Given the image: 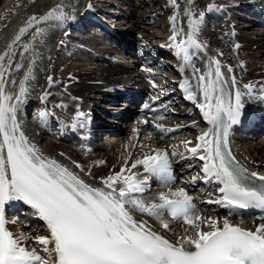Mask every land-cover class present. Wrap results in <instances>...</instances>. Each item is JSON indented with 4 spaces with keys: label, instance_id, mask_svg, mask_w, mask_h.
<instances>
[{
    "label": "snow or ice",
    "instance_id": "obj_1",
    "mask_svg": "<svg viewBox=\"0 0 264 264\" xmlns=\"http://www.w3.org/2000/svg\"><path fill=\"white\" fill-rule=\"evenodd\" d=\"M168 3L175 9L169 17L172 24L169 47L175 49L178 57L190 62V49L205 48L198 38L205 12L201 11L196 18L191 8L186 7L185 32L178 26L180 5L177 0H168ZM216 8L214 3L207 5L208 12ZM65 19L74 17L66 16L63 5H56L43 16L29 17L7 49L0 53V264H264V223L249 230L230 223L228 218L204 216L184 188L161 191L156 200L148 202L142 198L150 177L164 184L174 181L167 151L151 149L130 165L126 158L119 171L100 179L101 186H92L30 143L17 120L28 75L20 82L15 97L6 91L13 46L30 28ZM42 32L43 29L36 27L33 38ZM29 47L25 44L24 50ZM15 67L19 69L22 65ZM192 67V76H185L179 88L209 125L196 137L195 146L188 149L203 161V180L219 185V196L206 203L231 210L264 208V175L249 172L240 165L229 147L232 127L249 118L245 98L264 101V84L257 93V86L252 82L240 87L234 75L229 82L221 70V61L215 57L209 59L203 72ZM228 72H232L231 66ZM48 80L51 86L52 77ZM48 95L45 92L41 100H46ZM52 115L47 109L39 112L42 122H47ZM84 115L76 112L73 128L84 127ZM153 125L162 133L176 130L155 121ZM192 126H196V121ZM73 163L81 168L80 164ZM138 166L143 168V174L133 171ZM189 183H195V177ZM19 202L29 206L32 215L44 222L47 235L33 236L10 230L8 225L17 224L18 220H8L6 208ZM134 212L159 220L165 230L170 229L169 222L163 219L165 212L188 227L173 242L154 230L147 220L137 219Z\"/></svg>",
    "mask_w": 264,
    "mask_h": 264
},
{
    "label": "bare ground",
    "instance_id": "obj_2",
    "mask_svg": "<svg viewBox=\"0 0 264 264\" xmlns=\"http://www.w3.org/2000/svg\"><path fill=\"white\" fill-rule=\"evenodd\" d=\"M75 1L76 0H0V53H3L7 49L9 43L14 39V37L18 33L19 28L26 23L29 17L33 15H36L37 17L43 16L56 5H63V11L65 12L66 16L73 17L72 10ZM177 2L180 5V16L178 18V26L183 27L185 32H187L188 17L183 14L184 9L186 7H190L194 17L196 18L199 17V13L201 11L205 12V16L203 17L202 23L200 25V31L198 33L199 41L205 45V48L197 50L190 49V53H192L190 62H185L183 59H180L181 61L178 60V56L176 55L175 49L173 47H169V45L172 43V41H170L169 39V37L172 35V24L169 20V17L173 15L175 9L168 3L167 0V2L165 3L164 11L166 15V28L161 33H159V40L162 44L161 47H155L153 49V52L158 53L157 55H159V53H162L166 49H168L166 53L168 52L172 54V56L174 55V57H176L177 59L175 63V69L179 71L180 76L177 77L174 81L168 83L167 81H160V84L156 85V87H153V82L150 81L151 87L155 89L157 95L159 97H162L161 92H164L166 88L179 86V82L185 76L191 77L193 72L192 66L200 69L203 72L205 66H207L209 62V59L212 57H215L221 61V70L224 72L229 82L231 80V76L234 75L238 81V86L242 87L243 84L252 82L256 84L258 93L260 86L264 84V57L262 58V56H264V35H258L257 32L255 33V30H250L248 32L246 31L245 33L239 32L237 30V27L235 26V23L237 21L231 19L232 17L230 16V14L232 13L231 15L233 16V11L242 12L243 9L249 8L251 5H254L255 9H253V11L255 12H257L256 6L258 7L260 5L261 11L264 13V0H177ZM210 3H214L217 8L211 12H208L207 5ZM90 5L91 7L89 8L91 9V11L95 10L96 7L94 8L91 3ZM128 9L129 8H127L126 10ZM108 15L110 16L111 13L108 12ZM236 15L237 14H234L233 17L236 18ZM119 16L120 14H118V17ZM207 19L215 22L222 21V24L219 26V29H216V27H208L209 23L206 22ZM64 21H72L70 23L71 26L77 27V22H74V19H65ZM64 21L42 22L36 27L43 29V32H47L49 28H54L58 25H61ZM217 25L218 24H216L215 26ZM36 27L30 28L13 46L14 55L12 57V66L9 74L7 75V79L12 78L17 86H20V82L22 80H25L26 74L28 75V78L25 80V87L27 91L23 98V102L19 104V107L17 109V120H19V116L21 117L22 114L25 112V108H27L28 106L27 103H38V101L41 99L45 92L49 93V91L47 90V86H45L44 84L47 77L48 66L54 61L55 58L53 57L55 56L52 53H48L46 48H42L40 46V37L43 32L33 38V34L36 31ZM98 32L100 35L101 32ZM117 36L119 37L121 42L125 38L124 36H120V34H118ZM65 37L68 40L72 39L71 35L69 36L68 34H65V36H63V39H61L58 43H63L64 45ZM105 38L106 37H100L98 41L95 38H88L78 43H70V45H73L67 53V57H70V62L68 61V63L67 60L60 62L61 65L67 64L68 67V70L59 77L62 81L60 83V86H62L64 90V94L60 96V101L63 105L67 106L72 111L68 112L66 114V117L64 115L62 116L63 121L71 120L69 123L66 124V126L62 122V126L60 128L62 130V134L60 136L56 134L54 136V142L47 139L43 141V139L45 138L40 133L43 130L42 128L44 126V123L40 119L36 123V126H39L38 131L31 127L27 128L28 132L34 135L36 140L38 139V148L43 154H46L47 156H52L58 162L69 167L70 170L78 174L81 179H83L86 183L92 186H101L100 179L102 177H106L112 172L119 171L120 167L124 164L125 157L122 159H117L109 151L99 153L93 159L87 157V155L94 151L95 148H101L104 150L107 145L111 146L113 144L112 140L110 142L108 141V144H96V147H94L93 149L91 147L90 141H88V139L86 138L78 140L75 146L70 147L65 146V144L62 142V138L63 135L69 131L68 127L71 123H73V117L75 116L76 112L80 111L75 108V101L77 99H83L84 96H86L87 91H90L94 93L92 96L99 98L101 101H103L105 100L103 98V95L106 92L103 91L102 88H104L106 85H109L108 83H120L122 81L120 76L113 78L110 75L109 71L116 70L118 68L121 69L123 68L124 64L113 60L111 58L112 54H109V57L107 58L101 55L104 52L110 53V48H108L109 45L103 43L105 42ZM30 41L33 45L29 48H31L32 50L39 49L40 47L37 54V67L35 69H31L32 66H29L27 60V57L30 56L29 50H24V45ZM53 42V53H55L57 52V40L55 39V37ZM237 44L239 45L238 48L235 47V45ZM87 45L91 46L92 49L98 48L96 56L101 55V57L99 58L101 62L96 64V66L98 67H96L94 71L88 68V66L92 64V61L90 62V58H93L94 56L86 47ZM112 48L113 49L111 50L113 51L120 50L116 46H113ZM126 48L127 49L125 57L133 56L132 49L130 47ZM120 54L121 57H123V54ZM114 56H116V54H114ZM248 60L251 61L247 62ZM16 64H20L22 65V67L16 69ZM229 66H231L232 72H228ZM172 68L174 67L172 66ZM50 69L52 70V67H50ZM94 72H99V76L96 77L92 75V73L94 74ZM139 76H142V74H140ZM193 83H195L194 80ZM165 85L166 88H163ZM17 93L18 92L14 91L12 94L16 95ZM245 101L246 112L251 111L255 113L256 108L261 109L260 107H258V105H255L254 102L256 100L249 101L247 98H245ZM13 102H15V100H13ZM41 103L42 109L53 110L48 101L41 100ZM183 106L185 108V105ZM190 107L192 108V114L190 116H181V118H178L182 124H187L185 127L181 128V130H183L186 134L185 136L181 137V141L179 140V142L168 144V147L170 146L169 149L166 148V145L162 143V141L159 139V136L155 135L153 125H151L150 127L138 125L135 123V119H133L129 123L124 121H117V123L120 124V127L122 126L121 128L114 129V134L117 135H114L116 137H113V139L117 143L123 140V137L120 136L123 134L125 128L133 129V133H131V140H129L130 142H127L124 148L122 149L124 151L127 147V156L131 152V149H133L132 156L128 160L129 165L132 161L137 158H141L144 153L149 152L151 149H160L167 152H172L173 147H175V156L180 155L182 157L186 155L189 151V147L195 146L197 142L196 137L201 133L202 130H206L207 128V122L203 120L200 110L193 105ZM261 113L262 114H259V117L262 116L264 119V112L262 110ZM259 117L257 119V122H253V125L255 126L256 130H259L261 128L260 126H258ZM193 121H196L195 127L192 126ZM167 125L176 124L173 122H169ZM77 127L79 132L84 133L83 130L79 128V125H77ZM22 130L24 131V129ZM137 132L138 137H136ZM238 134L232 135V142L234 145V149L238 152V156L240 157L241 161H244L246 165L248 164V161L256 167H264V140L260 141V144L255 143V145H248L246 147L242 146V148H239L238 142L244 144L246 143V141L244 138L236 139L238 137ZM111 138H109V140ZM134 141L135 146L132 148ZM185 141H190L191 143L186 145L184 143ZM42 142L44 143L42 144ZM88 145L90 146L89 149ZM84 147H86V150L84 149ZM112 147L114 148L115 146L112 145ZM244 156L247 157L244 158ZM73 162L80 164L83 170L81 171V168H76ZM170 162L174 173L178 175L183 174L184 171L179 163V160L176 161V159L173 158ZM133 171L143 174V168L141 166H138ZM179 172H181V174ZM192 174H194V172H192L190 176ZM194 175L196 176V174ZM148 184L149 187H147V189L149 190L145 191V193L142 194V198L146 202L156 200L158 193L161 191L166 192L169 189L176 190L181 187V183L176 185L159 187L158 181H154V178L152 177H150ZM184 185H188V181H185ZM213 198L216 197L214 196ZM202 201L203 202L198 203V206H200L201 208H197L202 215L219 218L221 220L223 218H226L224 211H219L218 205L208 204L205 200ZM25 213H23L25 219L24 222L19 221L22 220L19 217L17 224L8 225L10 230H12L13 232H24L26 234L31 233L33 236L37 234H48L44 224V226L39 225L38 229L34 227L36 224L39 223L37 221L39 219L32 215V210L26 211ZM133 214L136 216L137 219L147 220L148 224L151 225L154 230L160 232L161 234L165 235V237L168 238L170 241L173 240L174 242H176L181 235L185 234V229L188 227L184 224H182L181 226L178 225L177 221L179 220L171 219V217L166 212L163 214V219L169 222V230L163 229L160 225V221L157 219L151 217L149 218L146 215L140 214L139 212H134ZM29 219L33 221L34 225L32 228L31 226L29 228L27 227V222ZM8 220L13 219L9 218Z\"/></svg>",
    "mask_w": 264,
    "mask_h": 264
},
{
    "label": "rangeland",
    "instance_id": "obj_3",
    "mask_svg": "<svg viewBox=\"0 0 264 264\" xmlns=\"http://www.w3.org/2000/svg\"><path fill=\"white\" fill-rule=\"evenodd\" d=\"M96 3H97V5H99V6H101V7H104L103 8V10L102 11H104V12H107V14H108V12L110 13V11L109 10H106L107 8H109L111 11H114V12H118V11H120V8L119 7H115V5H111V3L110 2H108V1H102V0H94ZM118 1V3L120 4V5H123V4H121V0H117ZM82 3H85V0H82L81 1ZM131 2V5L136 9V10H133V9H131V6L130 5H124V6H126L122 11H120L118 14H120V16L121 15H126V16H130V17H125V16H122V17H119L118 19H117V21H115L116 23H117V26L119 25H121V26H123V28H130L131 27V24L133 25V27H131L130 28V31L132 32V30L133 31H136V32H141L140 34L142 35V36H144L145 37V39H147V40H149V42L150 43H156L158 40H156L155 38H157V39H159V35H157L158 33H161L165 28H166V23L164 24V22H166V20L165 19H163V17H164V14H163V12L165 11V3L167 2H165V0H130L129 1V3ZM92 4V3H91ZM104 4V5H103ZM138 4H139V6H138ZM106 5V6H105ZM94 6V5H93ZM94 8H95V6H94ZM127 8H129L128 10H126ZM242 9H243V7H242ZM118 10V11H117ZM128 11V12H127ZM131 11H133V17H131L132 16V12ZM154 11H156L157 12V17H155V19L152 21V22H150L149 20H148V17H150L151 16V14L154 12ZM124 12V13H123ZM117 14V15H118ZM232 14V13H231ZM230 14V16L232 17L231 19H234L235 21L237 20V17L236 18H234L233 16H234V14H233V16ZM140 15H141V17H140ZM237 16V15H236ZM241 16H239V18H240ZM137 18H139V22H138V19ZM165 18H166V15H165ZM242 18V17H241ZM135 20V21H134ZM165 20V21H164ZM133 22V23H132ZM239 25H241V23H243V21L242 20H240L239 21ZM140 24V26L142 27L141 29L140 28H138V27H140V26H138ZM164 24V25H163ZM257 24V22H251L249 25H251V26H254V25H256ZM136 26V27H135ZM208 27H210L209 26V24H208ZM213 27H216V29H219V26L217 25V26H213ZM134 28H135V30H134ZM243 29H245V28H243ZM250 30H255V33L257 32V34L258 35H264V29H262V30H259V28L258 27H255V28H251V29H249L248 31H250ZM243 31V30H242ZM244 31H247L246 29L244 30ZM247 31V32H248ZM99 33V32H98ZM121 34H123L122 32H120ZM135 34V33H134ZM99 35V34H98ZM69 36H70V34H69ZM120 36H123V35H120ZM157 36V37H156ZM93 38V37H92ZM138 38H140V40H142V42L144 43V45L145 44H147L148 45V42H144L143 41V39L139 36V34H138ZM141 42V41H140ZM161 42H159V46H157V47H161ZM126 46V45H125ZM129 47V46H128ZM156 47V48H157ZM151 53H153V55H155V52H151ZM148 54H150V51H149V53ZM158 53H156V55H157ZM152 55V54H151ZM264 56H262V58H263ZM162 58L163 59H167V56H165V55H163L162 56ZM62 61H64V60H62ZM61 61V62H62ZM68 62V61H67ZM69 63V62H68ZM66 66V67H65ZM96 66V65H95ZM97 67V66H96ZM96 67H92V64H90L89 66H88V68L90 69V70H92V71H94L95 69H96ZM91 68H93V69H91ZM171 68H172V66H171ZM68 70V67H67V64H64V65H60V63H59V65H57L55 68H54V75H55V77H58L61 73L63 74L64 72H66ZM61 74V75H62ZM92 75H94V76H96L95 74H93L92 73ZM97 77V76H96ZM113 77V76H112ZM178 77V76H177ZM114 78V77H113ZM162 80L161 81H165V80H163V78H161ZM52 80H54L53 78H52ZM51 86H52V88H53V86H54V88L52 89V96L54 97V99L53 98H50L49 100L52 102V103H57L58 102V100H59V93L60 94H62L59 90H60V86L58 85V84H56V82H53L52 84H51ZM94 93H92V92H87L86 93V98L90 101H92L93 103H92V105H91V109H94V108H97V106H98V108L99 107H101V106H99V103H101V102H103V101H105V100H103V101H101L99 98H96V97H94V96H90V95H93ZM57 101V102H56ZM95 101H97V102H95ZM75 103H76V101H75ZM57 105H59V103L57 104ZM56 105V106H57ZM39 106V104H37V103H35L32 107H31V116L29 117V121H32V119L33 118H36L37 117V115H39V112H40V109H38V113L36 114V116H35V113L37 112V107ZM94 107V108H93ZM58 108V111H60L61 113H65L64 112V108H62V107H57ZM75 108H76V104H75ZM77 109V108H76ZM78 110V109H77ZM122 127V126H121ZM120 127V124H118V126H115L114 127V129H116V128H121ZM131 133H133V129L131 128V129H127V128H125V130H124V132H123V134L120 136V137H123V140H121V141H119L118 143L113 139V137L115 138L116 136H112V138L109 140V138H107V139H105V140H102V139H100L99 141H97V143L96 144H99V145H101V144H105V143H109L111 140H112V145H114L115 147L113 148L112 147V145L111 146H109V145H107L106 146V148H104V150L103 149H101V148H97L96 149V155H93V156H91L90 155V157H94V156H97V154H99V153H103V152H107V151H109L110 153H112L113 154V156H115L117 159H122V158H124L125 157V159H126V157H127V159L129 160L130 158H131V156H132V153H133V149H131V152L129 153V155L127 156L126 154L128 153L127 152V147L125 148V150L123 151L122 149L124 148V146H125V144L127 143V142H130L129 140H131ZM130 136V137H129ZM136 137H138L137 135H136ZM125 138V139H124ZM114 140V141H113ZM262 140H264V139H262ZM262 140H256V141H252V142H248L247 144H245L244 143V145L243 146H248V145H255V143H259L260 144V141H262ZM109 141V142H108ZM246 141V140H245ZM44 142H42V144H43ZM135 144V141H134V143H133V145ZM65 146H68V145H65ZM70 147V146H69ZM117 147V148H116ZM120 147V148H119ZM134 146H132V148H133ZM239 147V146H238ZM240 148V147H239ZM241 148H242V146H241ZM122 150V151H121ZM125 155V156H124ZM149 194V193H148ZM147 194V195H148ZM19 217V216H18ZM182 224H180V226H181ZM33 226H31V228H32Z\"/></svg>",
    "mask_w": 264,
    "mask_h": 264
}]
</instances>
